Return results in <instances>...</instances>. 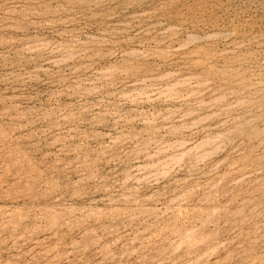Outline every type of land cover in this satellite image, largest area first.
I'll return each instance as SVG.
<instances>
[{
    "label": "rangeland",
    "instance_id": "rangeland-1",
    "mask_svg": "<svg viewBox=\"0 0 264 264\" xmlns=\"http://www.w3.org/2000/svg\"><path fill=\"white\" fill-rule=\"evenodd\" d=\"M0 264H264V0H0Z\"/></svg>",
    "mask_w": 264,
    "mask_h": 264
}]
</instances>
